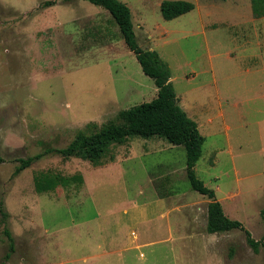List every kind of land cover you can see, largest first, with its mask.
Returning a JSON list of instances; mask_svg holds the SVG:
<instances>
[{
  "label": "rangeland",
  "instance_id": "rangeland-1",
  "mask_svg": "<svg viewBox=\"0 0 264 264\" xmlns=\"http://www.w3.org/2000/svg\"><path fill=\"white\" fill-rule=\"evenodd\" d=\"M119 1L139 47L168 63L178 105L206 139L197 177L262 241L264 13L253 0ZM164 1L195 8L168 21ZM157 94L107 10L0 0V264H264V247L254 252L244 231L207 232L211 200L192 189L184 146L135 137L100 165L56 152ZM44 173L83 184L38 193ZM176 202L178 224L181 214L161 218Z\"/></svg>",
  "mask_w": 264,
  "mask_h": 264
},
{
  "label": "trees",
  "instance_id": "trees-1",
  "mask_svg": "<svg viewBox=\"0 0 264 264\" xmlns=\"http://www.w3.org/2000/svg\"><path fill=\"white\" fill-rule=\"evenodd\" d=\"M107 10L118 24L128 48L136 55L142 71L154 80L158 88L157 97L148 103H143L124 110L119 114V123H110L92 134L80 132L70 145L56 152L64 159L78 158L100 165L107 156L110 148L122 145L129 139L139 137L150 139L158 137L177 146H184L187 152V176L193 190L208 197L207 232L209 234H222L233 230H242L246 233L247 243L258 253L262 241H256L251 233L239 221L229 219L223 210L222 204L217 200L214 190L205 186L195 172V167L203 154L205 137L201 134L198 125L178 105L175 88L171 82L172 73L157 51L143 50L136 42L130 8L119 0H84ZM256 10L264 13V0H253ZM46 5H54L48 2ZM195 5L186 1H164L161 12L164 19L171 21L193 11ZM16 175L30 167L33 159L22 160ZM71 183L80 186L83 177L75 175L70 178L59 174L44 173L36 180L38 193L54 192L58 187H66ZM10 240L11 250H14V239L6 231Z\"/></svg>",
  "mask_w": 264,
  "mask_h": 264
},
{
  "label": "crops",
  "instance_id": "crops-1",
  "mask_svg": "<svg viewBox=\"0 0 264 264\" xmlns=\"http://www.w3.org/2000/svg\"><path fill=\"white\" fill-rule=\"evenodd\" d=\"M114 165V164H113ZM108 168V167H107ZM104 169H106V168H104V167H99V171L100 170H104ZM176 198L178 199V197L180 196V195H178L177 193H176ZM173 206L171 207V209H169V210H165V211H163V213H162V215H161V218H165V219H170L171 218V216H172V214H176V215H179V214H181L180 216H178L177 218H176V222H177V224L181 221V218H183V214H182V211H183V209H184V205L182 204V203H180V204H178L177 202L175 203V204H172ZM114 216H112V215H109V216H107L106 217V221H108L106 224H110V222H113L114 221ZM191 219H193V218H191ZM183 222V219H182V221H181V223ZM171 224V222H169V225ZM120 240V246H123L124 245V240L122 239V238H120L119 239ZM117 241V240H116ZM94 257H96V258H98L99 256L98 255H96V256H93L92 258H94ZM90 258V257H89ZM88 258V259H89ZM88 259H85V261L86 260H88Z\"/></svg>",
  "mask_w": 264,
  "mask_h": 264
}]
</instances>
